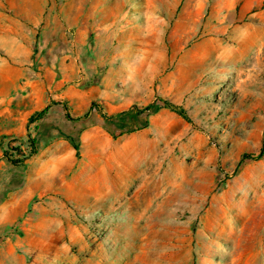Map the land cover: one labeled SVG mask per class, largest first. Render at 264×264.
<instances>
[{"label":"rangeland","instance_id":"rangeland-1","mask_svg":"<svg viewBox=\"0 0 264 264\" xmlns=\"http://www.w3.org/2000/svg\"><path fill=\"white\" fill-rule=\"evenodd\" d=\"M263 141L264 0H0V264H264Z\"/></svg>","mask_w":264,"mask_h":264},{"label":"trees","instance_id":"trees-1","mask_svg":"<svg viewBox=\"0 0 264 264\" xmlns=\"http://www.w3.org/2000/svg\"><path fill=\"white\" fill-rule=\"evenodd\" d=\"M50 107L45 108L44 110H42L41 112L37 113L33 118L32 121H38L40 119H42L49 111ZM64 109H65V116L67 119L71 120L73 119L70 112L68 111V108L66 105H64ZM92 109H95L99 115H101L106 121H113L116 119H120V118H124L127 116H139V115H143L146 112H150V113H155L157 111H159L160 109H168L171 112L177 114L179 117L183 118L184 120H186L187 122H190V118L189 115L187 114V112L180 106L168 101V100H160L159 103H153L149 106H147L144 109H139L138 107H133L130 110L126 111V112H122L116 115H112V116H108L103 108L98 105V104H93ZM33 147H35V142H33ZM264 157V141L262 144V148L259 152L258 155H244L243 156V160L241 161L244 162L246 160H253V161H259ZM11 162L15 163V164H19L21 163V161H14V160H10Z\"/></svg>","mask_w":264,"mask_h":264}]
</instances>
